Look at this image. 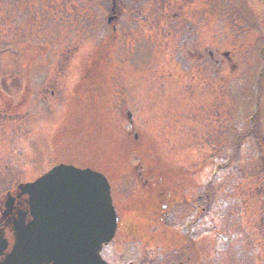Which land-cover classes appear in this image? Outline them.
Wrapping results in <instances>:
<instances>
[{"label": "rangeland", "instance_id": "1", "mask_svg": "<svg viewBox=\"0 0 264 264\" xmlns=\"http://www.w3.org/2000/svg\"><path fill=\"white\" fill-rule=\"evenodd\" d=\"M118 6L0 0V198L59 163L101 171L134 209L127 251L178 264V183L198 175L199 260L223 230L228 264H264V0Z\"/></svg>", "mask_w": 264, "mask_h": 264}, {"label": "water", "instance_id": "2", "mask_svg": "<svg viewBox=\"0 0 264 264\" xmlns=\"http://www.w3.org/2000/svg\"><path fill=\"white\" fill-rule=\"evenodd\" d=\"M128 115L131 117L130 112ZM19 187L29 193L32 210L37 207L34 212L39 214L38 233L35 232L37 227L32 230V226L28 227L29 231L16 233L22 238L17 250L26 252L27 255H20V258L32 260L28 254L35 251L29 242L38 237L40 240L36 245L40 243L43 247L40 252L49 250L50 254H56L55 258L60 262L100 264L96 263L97 250L102 242L111 238L115 224L109 185L101 173L89 168L80 169L60 164L34 182L21 184ZM60 217L64 219L61 220ZM58 220L71 221L72 230L79 231V236L85 240L83 246L86 251H80L76 259L68 258V263L64 254L61 255L70 249L67 240H64L65 226ZM25 245L29 247L26 248Z\"/></svg>", "mask_w": 264, "mask_h": 264}, {"label": "flooded vegetation", "instance_id": "3", "mask_svg": "<svg viewBox=\"0 0 264 264\" xmlns=\"http://www.w3.org/2000/svg\"><path fill=\"white\" fill-rule=\"evenodd\" d=\"M147 181H144L146 183ZM181 190H180V198L181 201L179 208V212L177 210V220L175 222V227L179 232V246H180V261L178 264H204L209 262L210 264H214L216 260V256H219L217 261L218 264H221V261L224 260L223 264H225L227 258L224 257L228 252L230 253V243L228 244L229 247L222 245L221 236L217 235H209L213 239V249L211 254L207 260L202 261L204 255L202 256V260H199V255H202L198 250V244L200 241V233H201V226H204L205 220L201 218L200 210H199V178L192 174L190 178L186 177L185 179H181ZM113 205L116 214V228L113 238L109 243L102 245L100 250V256L107 264H147L148 261L150 262V254L145 253L140 249V244L134 243L131 245V249L134 248L135 252L133 251L128 252L127 249L129 248L130 243L126 242L125 239L127 238L128 241L131 240V225L128 219L121 218L122 216L126 217L124 211H133L134 209L128 206L123 211L120 209L119 205L114 201L113 198ZM201 206V205H200ZM206 207L202 205L201 210L205 214ZM214 210L211 206L210 210ZM210 212L209 216V226H212L215 216L216 217H225L226 214L219 211L221 216H217L215 211ZM138 211V210H137ZM145 217H146V210H145ZM34 219V215L29 211V204H28V197L27 195L21 193L20 191H14L0 199V264H29L28 261H24L19 259L20 255H26V253H16L15 248L17 244V237H16V227H23L25 229L28 224H30ZM38 220L34 221L36 231L38 233ZM51 222V219L49 220ZM213 231V230H212ZM209 231L208 233L212 232ZM145 235L147 232L144 230ZM215 233V230H214ZM207 234V233H206ZM138 237V233H137ZM146 237V236H145ZM38 237L34 238V242H36ZM136 238V237H135ZM142 238V237H138ZM71 240V238H69ZM138 243L150 241V233L148 232L147 237L145 240L138 239ZM123 242V243H122ZM218 242L219 245H216ZM125 243V244H124ZM192 244V246H191ZM143 249L145 248V244H143ZM170 244H167L165 247H168ZM40 246V247H39ZM39 248H43L41 245L33 244V249L35 253L28 255L31 258L36 259L33 264H60L56 261L55 254L49 253L48 251L40 252ZM73 250L74 253L77 252L78 249H69ZM226 250V252H225ZM199 253V255H198ZM258 253V252H257ZM20 254V255H17ZM71 255V254H70ZM27 256V255H26ZM19 257V258H18ZM69 260L67 259L66 263ZM207 263V264H209Z\"/></svg>", "mask_w": 264, "mask_h": 264}]
</instances>
